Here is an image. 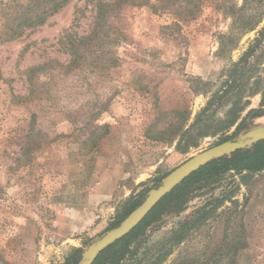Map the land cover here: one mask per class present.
<instances>
[{
  "label": "rangeland",
  "instance_id": "rangeland-1",
  "mask_svg": "<svg viewBox=\"0 0 264 264\" xmlns=\"http://www.w3.org/2000/svg\"><path fill=\"white\" fill-rule=\"evenodd\" d=\"M34 3L0 0V264H60L74 248L84 252L131 196L145 197L189 157L221 143L264 98V18L237 38L221 0H201L185 19L155 10L156 0L124 5L109 17L117 41L107 26L84 38L94 28L90 0H72L30 26ZM254 9L264 11V0H252ZM252 46L246 69L238 66L204 112ZM183 117L191 132L178 148ZM262 129L264 116L238 137ZM245 175L194 185L182 211H165L133 239L124 264H154L168 251L161 264H264V171ZM231 195L173 242L185 222ZM242 240L244 248L227 253Z\"/></svg>",
  "mask_w": 264,
  "mask_h": 264
},
{
  "label": "trees",
  "instance_id": "trees-1",
  "mask_svg": "<svg viewBox=\"0 0 264 264\" xmlns=\"http://www.w3.org/2000/svg\"><path fill=\"white\" fill-rule=\"evenodd\" d=\"M72 0H35L34 8L35 15L30 18L29 25L36 26L44 24L47 18L51 15L57 13L62 7L68 4ZM96 8V15L94 18V28L91 33L84 38H99L100 31L98 26H107L109 30L114 33L113 40H119L121 32L117 27L111 24L109 17L111 15L120 12V9L127 4L132 5H145L149 4L150 0H90ZM201 0H156V4L153 5L155 10H172L176 17L180 19H185L188 17L193 18L196 16L200 9ZM252 0H243L241 6H238L236 2L232 0H221V4H218L219 8H222L226 13L230 14L233 19V28L237 29L236 37H241L245 33L255 30L264 18V11L258 12L256 9L251 10ZM260 33H264V28L260 30ZM232 36V35H231ZM260 39L258 38L257 41ZM223 50V47H221ZM255 51V47L252 46L246 51L239 62L233 65V68L228 74V78L224 81L222 88L216 91L214 97L209 101L208 106L204 109V112L211 107L214 99L220 95V91L225 87V85H231L236 79L235 74L238 70V66L244 64L242 69H246V64L248 63L249 57ZM111 61L113 64L117 63V58L112 56ZM241 70V68H240ZM231 83V84H230ZM228 85V86H229ZM225 94L226 90L223 89ZM221 97V96H220ZM177 114H182L178 111ZM200 115V114H199ZM199 115L197 120L199 119ZM264 116V98L259 107L251 108L242 120L236 126L234 132L227 136L224 140L233 139L237 137L242 131L247 129L252 123L254 118ZM180 121V120H179ZM187 122V118L183 117L181 122L177 123V130L175 133L181 132V139L178 143V148H181L182 142L191 132V128L183 129L184 123ZM196 122L192 124L195 126ZM236 120H233L228 127L234 125ZM191 127V126H190ZM153 139L162 137L161 132H157L154 136H150ZM172 140V138H169ZM221 141V142H222ZM191 145L196 146V143ZM236 173H246L245 177H251L259 172L264 171V140H260L249 148L239 149L233 152L231 155H225L201 166L198 170L191 173L186 177L181 183H179L173 190L167 193L161 200L152 208V210L145 216V218L128 234L117 240L116 242L109 245L103 251H101L96 257L93 264H124V260L131 253V243L133 239L142 231H144L147 226L154 220L158 219L165 211L171 210L173 212H180L184 209L186 203L188 202V197L193 189V186L200 184V187L209 185L211 183L218 182L222 179L225 174L229 172ZM145 191L140 192L139 195L131 196L122 209L115 218L113 222L110 223L108 228H113L120 224L121 220L125 218L133 209H135L144 200ZM231 196H226L220 201V204L215 205L210 210L204 212V214L197 219L195 222H185L182 227L185 228L182 234H175L173 242L176 244L180 243L185 239L188 232L193 229L197 224L206 219L209 214H211L218 206L221 205L227 199L231 200ZM245 247V241L242 240V245L240 247H231L227 253L237 254L240 248ZM82 249L76 247L73 249L72 253L65 259L64 262L60 264H79L81 259ZM170 251L163 253L155 259L154 264H161L163 259ZM177 264H197L195 259L184 258L180 260Z\"/></svg>",
  "mask_w": 264,
  "mask_h": 264
},
{
  "label": "water",
  "instance_id": "water-1",
  "mask_svg": "<svg viewBox=\"0 0 264 264\" xmlns=\"http://www.w3.org/2000/svg\"><path fill=\"white\" fill-rule=\"evenodd\" d=\"M260 140H264V129L255 131L247 137L237 136L233 139L223 141L189 157L169 172L161 184L149 190L144 200L119 225L107 230L99 239L82 252L79 264H93L101 251L128 234L145 218L161 198L201 166L213 159L231 155L239 149L249 148Z\"/></svg>",
  "mask_w": 264,
  "mask_h": 264
}]
</instances>
